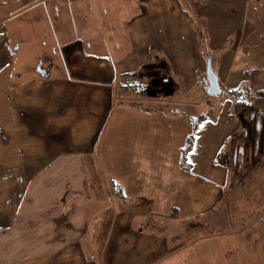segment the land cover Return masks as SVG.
I'll use <instances>...</instances> for the list:
<instances>
[{"label": "crops", "instance_id": "crops-1", "mask_svg": "<svg viewBox=\"0 0 264 264\" xmlns=\"http://www.w3.org/2000/svg\"><path fill=\"white\" fill-rule=\"evenodd\" d=\"M230 206L264 212V0H0V264L208 263Z\"/></svg>", "mask_w": 264, "mask_h": 264}, {"label": "rangeland", "instance_id": "rangeland-1", "mask_svg": "<svg viewBox=\"0 0 264 264\" xmlns=\"http://www.w3.org/2000/svg\"><path fill=\"white\" fill-rule=\"evenodd\" d=\"M101 43H98V47L97 50H101ZM28 52V50H27ZM25 59L27 61H29V59L32 61L33 59H35V54H26L24 55ZM53 59H54V53L52 54V52H50V55L46 54V57L42 60H38L40 61V64L45 68V70H47L49 68V65L52 66V68H49L50 72H58L59 69H55L53 68L54 63H53ZM162 67H157L156 69V73H157V77H158V82L161 81V79H165L166 74L168 73V70L163 71ZM62 70V69H61ZM170 70V68H169ZM163 71V72H162ZM62 74V72H60ZM207 76H208V70L206 71L203 80L206 81V84L208 83L207 80ZM167 78V77H166ZM201 77L199 76V78L197 79L199 81L198 83V87H196V93H198V99L193 98L190 99L188 102L183 101L182 104L176 106V105H172L169 106L167 105V110L170 111L171 113H179L180 108H182L181 106H183V111H187L188 113H193L194 111L199 113V115H202L204 112H207L211 107H214L213 99H216L218 96L214 95L212 98L213 101H209V102H205L204 98L205 95H208L207 90L205 89L204 92L205 94L203 96H201L200 94L202 93V84L203 82L200 79ZM149 83V82H148ZM162 83H149L150 88H148L147 92L149 95H152L150 93H152L154 90H163L165 89V87L160 88L158 85H161ZM195 95V94H193ZM210 104V105H209ZM166 110V109H165ZM247 121H245L247 124L250 123V121H252V119L249 117H247ZM261 140V139H260ZM260 140H259V144H260ZM258 144V145H259ZM258 148V147H257ZM259 152V151H258ZM260 153V152H259ZM249 156V160H247L249 163L246 162L247 164V168L251 167L254 163L257 162L259 155H257V153H255V151H252V149L249 150L248 153ZM252 157H255L256 159H252ZM241 173L243 172L242 170H240ZM240 171L238 172V174H240ZM231 212V219L232 221H234V226L235 227H239L242 224H245V227L242 228L241 230H237L234 228H231V230H229V232H227V229L224 227H221L220 231L222 232L221 236H219L218 239L215 240H211V247H209V249L211 250L210 254V259H208V263H205L203 260H199L197 259V262L194 264H221L223 261H225L226 256L224 255L222 248L226 247V249L228 250V256L229 259L226 260V264H260V262L258 260H254L255 255H251V251L255 248V244L251 242V239L253 237L256 236V238L258 240L264 239V212L259 214V213H255L254 210L253 211H248L247 213H236L234 209H232V206H230ZM229 217V214L227 215V218ZM222 221H227L226 219H223ZM225 222V223H227ZM242 223V224H241ZM176 226V225H175ZM255 226V227H254ZM197 226L195 225L194 229ZM228 227V226H227ZM254 227V230H253ZM177 228V226H176ZM218 240V241H217ZM221 248V249H220ZM231 249V252L233 251L232 255L229 254V250ZM216 251V253H215ZM197 252V251H196ZM241 255V257L239 258V256ZM201 257V256H200ZM223 257L225 259H223ZM236 257H238V262H236ZM189 264H192L191 262Z\"/></svg>", "mask_w": 264, "mask_h": 264}, {"label": "water", "instance_id": "water-1", "mask_svg": "<svg viewBox=\"0 0 264 264\" xmlns=\"http://www.w3.org/2000/svg\"><path fill=\"white\" fill-rule=\"evenodd\" d=\"M208 89L207 92L209 93L210 96L213 95H220L221 94V89L219 85V80L217 78V75L214 71V69L211 67V64H208Z\"/></svg>", "mask_w": 264, "mask_h": 264}, {"label": "trees", "instance_id": "trees-1", "mask_svg": "<svg viewBox=\"0 0 264 264\" xmlns=\"http://www.w3.org/2000/svg\"><path fill=\"white\" fill-rule=\"evenodd\" d=\"M158 80V77L157 76H155V75H153L152 77H151V82L152 83H154V82H157V83H165L164 81H163V79H161V81H157ZM241 89H236V90H229V93L232 95V96H234L235 97V99H237V98H239L240 96H242L241 95V91H240ZM204 118H202L200 121H202Z\"/></svg>", "mask_w": 264, "mask_h": 264}, {"label": "built area", "instance_id": "built-area-1", "mask_svg": "<svg viewBox=\"0 0 264 264\" xmlns=\"http://www.w3.org/2000/svg\"><path fill=\"white\" fill-rule=\"evenodd\" d=\"M214 108V107H213Z\"/></svg>", "mask_w": 264, "mask_h": 264}]
</instances>
